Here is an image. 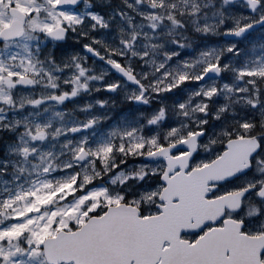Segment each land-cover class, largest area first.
I'll return each instance as SVG.
<instances>
[{
	"label": "snow or ice",
	"instance_id": "obj_1",
	"mask_svg": "<svg viewBox=\"0 0 264 264\" xmlns=\"http://www.w3.org/2000/svg\"><path fill=\"white\" fill-rule=\"evenodd\" d=\"M234 4L223 0L209 20L207 13L201 17L198 0L134 2L115 10L114 15L127 17L129 33L113 46L105 38L107 18L93 8L85 10L80 0H0V174L11 165V180H0L7 185L0 187V264H65L61 255L71 241L125 215L162 216L166 200L181 207L219 206L211 218L192 226L193 239H180V244L192 249L213 234L218 264H264V43H253L246 53L236 42L253 32L264 34V0ZM164 24L172 26L169 35L176 27L203 28L234 38L201 46L194 58L178 57L184 42L172 41L150 86L156 97L172 102L171 115L161 103L142 123L109 127L97 140L88 132L99 117L74 121L71 127L35 118L40 113L34 108L61 104L76 92L79 76L66 71L67 61L76 57L63 50L69 37L82 40L80 47L90 57L128 75L121 57L138 48L141 38L144 49L160 47L149 41ZM61 56L63 63L57 59ZM74 68L81 75L86 71L78 61ZM129 78L139 91L128 99L139 104L145 84ZM37 86L42 90L35 91ZM117 86L118 81L104 84L108 91ZM64 134L73 138L62 141L60 152L42 147L46 137ZM12 153L18 158H4ZM62 153L70 155L56 162ZM113 169L110 181L120 185L115 191L96 182ZM26 173L35 175L21 181ZM60 200L63 210L77 213L62 226L59 217L44 218ZM162 239L157 238V247Z\"/></svg>",
	"mask_w": 264,
	"mask_h": 264
},
{
	"label": "clouds",
	"instance_id": "obj_2",
	"mask_svg": "<svg viewBox=\"0 0 264 264\" xmlns=\"http://www.w3.org/2000/svg\"><path fill=\"white\" fill-rule=\"evenodd\" d=\"M134 2L140 3V0H83V4L81 5V7L84 8L85 10H87L88 8H94L95 6H99L100 8L105 9V13L102 14L100 12V14L107 18V23L109 25V28L107 30L114 29L113 35L116 36V39L119 42V39L122 36L128 35L129 25L127 23V17L121 19L119 16L114 15L115 10L117 8L124 10L127 8L129 4H132ZM144 2L147 3L148 0H144ZM198 2L201 5V10H200L201 17H203L204 13H207L209 20H211V13L213 8L214 7L218 8L223 3V0H219V3H217V0H198ZM128 12L129 15H135L134 9H128ZM137 20H139L138 17ZM135 22L136 21H134L133 23ZM189 23L190 21L186 22L185 29L188 28ZM198 23L202 25L204 23L203 19H201ZM120 26H123L124 32L120 31ZM170 27L172 26L168 24L161 25L158 36H156L155 38H150L149 41L150 45L152 43H156L161 45L160 47L152 48L151 46H149L147 49H144L143 48L144 41L142 39V43L139 42L138 48L136 49L129 48L126 51L125 55L121 57V63L124 70L128 73V75H125L124 71L116 69L111 64L102 62L100 59L96 57L89 58V53L83 50L82 48H75L68 50L66 55H74L76 57V61L68 60L67 62L70 65V67L66 69V71L75 72L76 75L79 76V81L78 84L76 85V92L74 96L66 97V99L79 97L81 95L91 96L93 93H100L103 90H105L104 88L105 83L118 81V86L115 89L109 91V95H106L103 98L97 96L90 102L86 100L82 105L78 104L76 105V107L82 109H91L93 105L120 106L122 104H127L129 102L136 104L134 100L130 101L128 99V97L134 96L139 91L138 87L129 78L130 76H135L137 80H140L145 84L144 100L136 105L145 106V108L147 109L145 110V108H138L135 115L139 118H142L144 121L145 119H147L148 115L152 111L158 110L161 103H164V106L169 109V114H172V109H171L172 102L171 101L165 102L160 97H156L150 91L151 80L153 78L158 77L159 75L156 70V65L161 61L165 60L164 52L169 48V46L172 44V41L174 39L183 40L184 49H189L192 52H195L196 54L197 49L195 48V45L198 42L200 36H206V35L218 36V35H216L212 31L205 32L203 28H201L198 32H196L192 30L186 31L185 29H180L179 27H176L174 29L173 35H169L168 29ZM83 30L89 33L92 31V29L88 27H84ZM135 30L139 31V29H135ZM88 39L90 40V36ZM69 40L78 42L79 45L83 43L82 40H79V38L75 36L69 37ZM116 44L118 43H113V46H115ZM117 50L119 51V49ZM141 50L146 51L147 55L141 57L136 54L138 51ZM186 57L194 58L195 55L194 56L186 55ZM59 60L61 63H63L64 57L63 56L59 57ZM77 61L86 69L85 73L82 75L79 73L78 69L74 68V64ZM98 61L100 62L98 63ZM173 63H175V61H173ZM113 72L118 75L116 77H113L112 76ZM68 111H71V109H68ZM97 117L99 116L93 115L91 118H97ZM203 151H207V148H204ZM241 211H244V209H241Z\"/></svg>",
	"mask_w": 264,
	"mask_h": 264
},
{
	"label": "water",
	"instance_id": "obj_3",
	"mask_svg": "<svg viewBox=\"0 0 264 264\" xmlns=\"http://www.w3.org/2000/svg\"><path fill=\"white\" fill-rule=\"evenodd\" d=\"M225 38L234 39L229 36ZM193 207L197 211L201 209L211 211V208L204 209L198 204H193ZM187 208L188 205L185 207L176 205L169 208L168 212L160 218L163 220L161 223H155L149 219L142 220L139 217L122 216L111 224L89 232L85 237L71 241L61 255V259L65 263L73 264H131L132 262L142 264L145 261L155 263L159 258L155 256L154 251L159 250L165 242L172 245L173 241L167 236H161L163 239L157 247L156 240L159 236L158 233L153 232V229H180L182 227L180 212L181 209ZM170 220L173 221L170 222ZM215 245L216 243H213L207 247L197 248L196 251L202 252V256L196 259L177 256L171 252L173 249H167L166 253H168L162 258V263L170 261V264H202L206 262L205 259H208L210 264H218V257L212 253Z\"/></svg>",
	"mask_w": 264,
	"mask_h": 264
},
{
	"label": "rangeland",
	"instance_id": "obj_4",
	"mask_svg": "<svg viewBox=\"0 0 264 264\" xmlns=\"http://www.w3.org/2000/svg\"><path fill=\"white\" fill-rule=\"evenodd\" d=\"M217 3H219V0H217ZM240 4H234L233 7H239ZM96 11L101 12L102 14L105 13V9L100 8L99 6H95L93 8ZM114 29L112 30H107V36L105 37L109 42L111 43H118L116 36L113 35ZM224 35H219V36H211V35H206V36H200L198 42L195 45V48L198 50L201 46L205 45H218L224 40ZM142 43V38L140 40ZM260 45L261 43H264V34L254 32L247 36L246 38L242 39L240 42H237L238 47H242L246 53H248V50L252 44ZM79 46L78 42L72 41V40H67L65 44L63 45V50L67 52L70 49H73V47ZM67 48V49H66ZM81 48V47H80ZM259 47L257 48V52L259 51ZM54 52V50H53ZM186 55H195V52H192L189 49H182L178 52V57H183ZM41 57H43V52L41 53ZM59 59V57H57ZM113 76V75H112ZM114 77V76H113ZM39 86L36 87L35 91H41ZM109 95L108 90H103L100 93H93L91 96L87 95H81L79 97H74L68 99L66 102H62L61 104H55L53 103L51 106L46 107L45 104H41L38 108H34V111H37L40 113L38 117H35L36 119H39L40 121H44L46 118H51L53 120L54 126L57 124H64L66 126L71 127L74 121H79V120H84L86 118H91L93 115L99 116L100 119L96 120L95 126L92 127L88 134L93 140H97L99 138H102L107 135V130L109 127L112 126H123L128 123H133L136 121L143 122L142 118H139L135 115L136 111L138 108H145V106H140V105H134L132 102H129L127 104H122L120 106L116 105H109V106H98V105H93L91 109H82L76 107V105L80 104L82 105L86 100L91 101L97 96L100 98H103L104 96ZM68 109H71V111H68ZM27 110V109H26ZM145 110H147L145 108ZM124 111V112H123ZM55 112H61L63 113V116H55ZM19 114V113H18ZM11 116V113H9ZM171 115V114H169ZM65 138H73V137H68L67 134L62 135L61 137H46L45 141L42 143V147L47 150L51 151L53 154L60 152L61 148L60 145L62 141ZM0 141H2V138H0ZM68 153H62L61 156L57 157V161H62L68 157ZM0 156H3V146L2 143H0ZM4 158L7 159H13V158H18L16 154H8ZM132 160L127 161L126 163H132ZM29 168L31 165L28 166ZM11 165H9V171L5 172L3 174H0V180H11ZM89 171H91V166H89ZM102 171V170H101ZM116 172V169H113L112 171L108 173H104L101 176H99L96 180L97 183L107 185L110 190H118L120 185L117 182L116 184H112L109 177L114 175ZM35 173L31 174H23L21 176V181H24L25 179L30 180L32 176H34ZM50 175H56L55 172L50 173ZM7 185H2L0 184V187H6ZM50 199L49 196H44L42 197V200L46 201ZM93 202H95V197H93ZM64 202L62 200L60 201H55V207L56 211L52 213H46L44 218L47 219L49 222H51L52 218L54 216L59 217V223L62 226L64 223V219L69 216H76L77 213L74 210H63L61 208L62 204ZM43 211V210H42ZM39 219V217H38Z\"/></svg>",
	"mask_w": 264,
	"mask_h": 264
},
{
	"label": "flooded vegetation",
	"instance_id": "obj_5",
	"mask_svg": "<svg viewBox=\"0 0 264 264\" xmlns=\"http://www.w3.org/2000/svg\"><path fill=\"white\" fill-rule=\"evenodd\" d=\"M75 48H80V45L73 47V49H75ZM148 206H151V202L150 201L148 202ZM193 238L194 237H193L192 233H186V234H184V235H182L180 237V239H193ZM158 255L159 256H164V252L163 251H160V252H158ZM157 264H159V262Z\"/></svg>",
	"mask_w": 264,
	"mask_h": 264
},
{
	"label": "bare ground",
	"instance_id": "obj_6",
	"mask_svg": "<svg viewBox=\"0 0 264 264\" xmlns=\"http://www.w3.org/2000/svg\"><path fill=\"white\" fill-rule=\"evenodd\" d=\"M124 112V111H123Z\"/></svg>",
	"mask_w": 264,
	"mask_h": 264
}]
</instances>
